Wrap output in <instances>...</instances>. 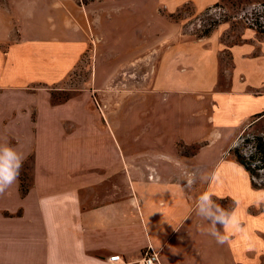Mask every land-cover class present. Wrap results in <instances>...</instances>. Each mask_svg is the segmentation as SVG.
Segmentation results:
<instances>
[{"label":"crops","instance_id":"1","mask_svg":"<svg viewBox=\"0 0 264 264\" xmlns=\"http://www.w3.org/2000/svg\"><path fill=\"white\" fill-rule=\"evenodd\" d=\"M179 4L0 0V144L24 156L0 194V264H107L113 255L137 264L148 249L160 264H264V188L230 154L244 132L264 136V38L247 30L232 42L237 78L226 90H215L218 67L176 82L179 62L199 60L183 48L198 41L158 12ZM145 59L153 65L141 77L133 65ZM80 71L81 88L53 102ZM204 192L237 213L242 234L220 224L224 243L207 234L193 211Z\"/></svg>","mask_w":264,"mask_h":264},{"label":"rangeland","instance_id":"2","mask_svg":"<svg viewBox=\"0 0 264 264\" xmlns=\"http://www.w3.org/2000/svg\"><path fill=\"white\" fill-rule=\"evenodd\" d=\"M79 5L84 7L93 6L105 2H113L115 0H73ZM168 2V0H165ZM180 3L179 9L173 13H165L164 7H160L159 14L165 17L168 21L181 25L180 33L183 37L198 41V46L196 47H183L186 49L187 53L191 54L192 57L199 58V60L194 64L192 60L183 59V62H179L185 69L182 74L179 73L178 69H173L171 75L177 77L176 82H189L195 79L198 81L205 80L210 76L212 72V67L216 69L218 67V78L216 79L217 85L215 87L216 91H224L227 89L228 81L232 78H237V68L235 72L233 71L236 63L232 64L229 55L232 49V42H239L242 38L248 39L245 36L248 34L247 30H251L255 37L264 38L256 30V23L264 28V0H169ZM214 2V4H212ZM210 5L209 7L207 5ZM163 17V18H164ZM2 16H0V19ZM156 24H159L158 20H155ZM95 28V26H93ZM6 32V31H5ZM0 29V35L5 33ZM16 37V32H10ZM252 36V35H251ZM253 38V36H252ZM220 39L223 43H209L210 40ZM200 40H207L203 44H199ZM243 40V39H242ZM222 51H221V49ZM220 49V55L217 52ZM260 54L264 50L263 45H259ZM197 53V55L195 54ZM217 55V56H216ZM236 60L237 57L231 54ZM142 58V57H141ZM216 64V66H215ZM153 62H148L146 59L143 62H138L133 66H138L139 75L141 77L147 76L148 70L151 69ZM157 65V64H156ZM132 66V65H131ZM233 67V68H232ZM206 69L208 73H206ZM214 69V70H215ZM241 69V67H240ZM131 71V69L129 68ZM242 70V69H241ZM185 72V73H184ZM80 75L79 78L73 77L71 80L67 81L66 84L60 86L62 90H58L52 93V100L55 103H60L70 98L73 91H78L81 88L79 85L81 82L85 81L86 71L76 72V77ZM216 75V74H215ZM201 78V79H200ZM146 81V80H144ZM150 79L147 80V82ZM143 79L140 80L136 85H144ZM204 87L210 86L206 82H203ZM212 87V85L210 86ZM227 97H222L220 102L225 104V118L229 120L230 113L232 111L231 105L228 103ZM244 102H239L240 107L247 106L243 105ZM248 136H258L259 134H254V131L247 132ZM262 136V135H259ZM264 137V136H263ZM240 139V138H239ZM225 140V139H224ZM260 180L254 179L258 187H253L260 189L259 185L264 183V171L259 173ZM27 175H22L20 179L22 180L23 186H27L29 178ZM26 177V178H25ZM255 195H253V201Z\"/></svg>","mask_w":264,"mask_h":264},{"label":"clouds","instance_id":"3","mask_svg":"<svg viewBox=\"0 0 264 264\" xmlns=\"http://www.w3.org/2000/svg\"><path fill=\"white\" fill-rule=\"evenodd\" d=\"M24 156L16 151L8 144H0V194H3L18 180L20 169L22 167ZM197 179L196 173L190 174L186 181L187 187H191ZM199 179L202 182H209L215 180V174L211 177L207 175H200ZM213 194L209 192L202 193L196 200L195 211L196 215L201 217L210 225L206 230L208 235L215 238L219 244L224 243L222 231L217 229V224L222 225L224 232L231 230L233 234L239 232L243 233V227L239 216L234 210L222 208L213 199ZM186 216L184 219H189Z\"/></svg>","mask_w":264,"mask_h":264},{"label":"trees","instance_id":"4","mask_svg":"<svg viewBox=\"0 0 264 264\" xmlns=\"http://www.w3.org/2000/svg\"><path fill=\"white\" fill-rule=\"evenodd\" d=\"M255 25L257 26V32L264 36L263 26L257 23ZM247 134L249 133L244 132L240 136V139H238L234 147L230 150V154L234 161L248 173L252 185L258 187L254 179L260 180L259 173L264 171V137L259 135L250 137ZM259 187L264 188V183L263 185H259ZM25 190L22 187V191Z\"/></svg>","mask_w":264,"mask_h":264},{"label":"built area","instance_id":"5","mask_svg":"<svg viewBox=\"0 0 264 264\" xmlns=\"http://www.w3.org/2000/svg\"><path fill=\"white\" fill-rule=\"evenodd\" d=\"M107 264H127L119 255L110 256L107 259ZM137 264H160L158 254L153 250L148 249Z\"/></svg>","mask_w":264,"mask_h":264}]
</instances>
